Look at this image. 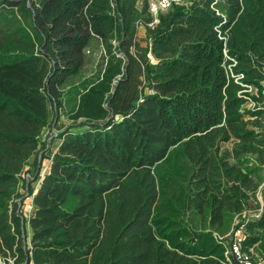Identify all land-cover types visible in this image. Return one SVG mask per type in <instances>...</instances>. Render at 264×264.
<instances>
[{
    "label": "trees",
    "instance_id": "16d2710c",
    "mask_svg": "<svg viewBox=\"0 0 264 264\" xmlns=\"http://www.w3.org/2000/svg\"><path fill=\"white\" fill-rule=\"evenodd\" d=\"M149 6L0 0V264H264V0Z\"/></svg>",
    "mask_w": 264,
    "mask_h": 264
},
{
    "label": "built area",
    "instance_id": "2783aa9c",
    "mask_svg": "<svg viewBox=\"0 0 264 264\" xmlns=\"http://www.w3.org/2000/svg\"><path fill=\"white\" fill-rule=\"evenodd\" d=\"M190 2L191 0H149V5H150L149 11L155 18H157V16L160 13L167 11L174 3L188 5L190 4ZM220 37L222 39L224 38V36L222 37L221 33H220ZM226 56H227L226 58L230 60V62L226 66L228 72H230V74L233 77H235L236 81H239L240 79L243 78L244 74L243 73L235 74L233 70L238 60L232 56H229L227 52H226ZM245 85L247 87V91L253 90L251 85H248V84H245ZM249 104L254 106L255 102L251 101ZM243 235L244 234H243L242 226L235 230L234 239L230 245V253L233 254L235 261H237L239 264H260L255 261L252 251L242 250L241 242L243 240Z\"/></svg>",
    "mask_w": 264,
    "mask_h": 264
},
{
    "label": "rangeland",
    "instance_id": "374dc122",
    "mask_svg": "<svg viewBox=\"0 0 264 264\" xmlns=\"http://www.w3.org/2000/svg\"><path fill=\"white\" fill-rule=\"evenodd\" d=\"M145 36H146V29L143 26L139 27L138 30V39L142 42V44H145ZM96 61H93L91 64H89L87 66V71H93L95 68ZM52 116H50L51 120L54 119L53 114H51ZM70 123V120L68 119L67 115L63 112L62 113V117L61 120L59 121L58 125L63 127L66 126ZM57 132H59L54 126H50L48 128L45 129L44 134H43V139L48 141L51 144V148L55 149L58 146V143L60 142V139L57 136ZM57 136V137H56ZM226 147L231 146V143H227L225 145ZM45 164H47V161H45ZM261 197V196H260ZM24 210L25 212L29 213L32 210V199L27 197L25 200V204H24ZM31 233H29L30 235Z\"/></svg>",
    "mask_w": 264,
    "mask_h": 264
}]
</instances>
